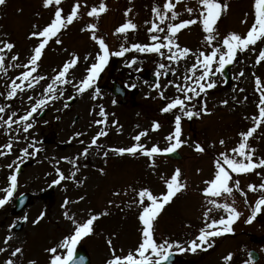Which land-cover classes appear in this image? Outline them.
Listing matches in <instances>:
<instances>
[{
  "label": "rangeland",
  "instance_id": "obj_1",
  "mask_svg": "<svg viewBox=\"0 0 264 264\" xmlns=\"http://www.w3.org/2000/svg\"><path fill=\"white\" fill-rule=\"evenodd\" d=\"M80 2L82 7L79 19L63 29L59 35L62 43L57 44L53 40L46 46L45 54L39 62L40 66L34 73L46 78L32 89L18 91L13 98L7 96L11 81L25 69L22 66L16 68L9 65L27 63L31 50L39 42L36 38H29L30 33L36 30L33 26L43 28L50 23L54 16V6L45 8L43 0H7L5 5L0 6V40L15 44L11 53L6 50L7 72H0L2 94L0 105L5 106V112L0 113V116L5 120L12 112L16 113L13 119L18 120L38 99L45 98V88L62 69L63 64L71 59L73 54L79 57L77 65L67 74V79L72 83L55 86L63 91V95L61 96L58 91L56 93L58 98L49 100L46 106H42L33 114L28 121L33 123L31 129L23 131L25 122L13 124L11 131H8L6 126L0 127V146L7 144L10 138L13 143L12 152L0 156V189L9 186L8 178L11 173L13 171L17 173L19 164H24L23 171L17 173L18 186L13 198L0 207V248L5 249L4 252H0V264H5L9 258L16 264H29L30 261H35V264H48L50 254L46 249L55 246L74 228L71 221L65 217V211L78 221H86L95 213L94 209L96 214L107 210V215L100 216L94 222L96 234L94 240L88 239V243L87 240L83 242L92 249L93 264H106V261L112 258V248L116 249L117 255H127L141 242L143 228L138 218L140 208L130 207L129 202L138 200L137 192L142 187L149 188L154 195L165 193L167 188L161 177L170 178L177 167L181 169V179L187 183V188L165 206L155 221L157 223H154L155 237L160 236V239L173 243L171 251L180 259L176 264H244V261L249 259L247 255L249 249H255L260 253V261L256 264H264V207L251 223L246 222L251 216L252 207L262 194L249 190L248 185H259L264 182V168L258 169L262 173L260 176L255 172L233 174L234 180L240 181V189L247 193L246 198L235 188L232 196L225 194L216 198L220 203L235 201V206L242 215L233 225L234 231L215 237L211 248L205 246L196 252L189 250V242L195 239L199 235L198 230L205 226L203 213L212 207L208 204L209 198L205 197L203 189L206 186L204 182L214 176L215 159L220 152H230L236 147L241 140L239 133L252 127L254 121L251 118L259 115L260 94L256 91L255 78L260 77L264 85V61L257 64L256 59L259 51L264 48V42L258 41L255 46H250L249 50L242 52L238 50L231 70L230 85L225 84L223 75L216 73L214 77L216 87L201 93L200 97L191 102L195 105V110L201 114L191 119L182 118L181 139L185 141L179 148L183 155L182 159L173 160L165 157L163 153L150 158L139 152L136 155L128 153L120 155L110 151L117 147H131L137 143L133 138L144 130H148V135L142 137L140 143L147 148L153 145L160 148L169 146L170 142L166 137L174 131L175 114L180 113L178 108L169 113H162L160 110L176 96H183L173 84H169V81L187 83L183 77L191 75L188 69L196 62L193 53L210 52L213 46L222 44L223 36L229 32L235 31L246 35L255 19L254 0H228L230 7L218 21L220 37L213 41V45L207 44L205 40L207 34L200 23L177 33V42L181 47L192 50L188 57L179 62H169L157 53L137 52L131 49L133 43L128 44L132 35L138 38L137 34L141 33L143 28L149 29L151 22L158 19L152 8L154 6L162 8L165 0H104L108 11L102 13L99 18L89 17L87 12L92 6L98 7L101 0ZM173 2L175 3V0ZM74 3L75 0H63L64 14L70 13ZM186 6L195 9L200 7L198 0H181V3L176 5L180 17L173 22L198 15V12H194L190 16L185 11ZM128 9H131V12L126 16ZM127 19H132L137 24V29L130 30L126 35L115 33V29ZM89 23H97V34L108 41L110 52L119 50L121 45L131 50L122 57L110 56L105 70L93 88L81 94L76 92L73 84L86 76V69L91 66L97 52L100 51L98 43L91 38V32L81 31ZM167 23L168 21H165L162 24H165L163 26L165 33L158 34L161 38L166 34ZM252 47H255V51L251 50ZM162 51L165 52V56L168 55L166 49ZM17 53L19 59L11 61L10 56ZM86 56L89 57L87 60L84 59ZM133 58L137 62L130 64ZM159 63L169 65L175 72L163 70L168 71V74L158 78L161 88L157 90L153 87L156 82L151 78L155 76ZM215 67L216 65L213 70ZM196 75H200L199 69ZM114 81H119L129 88L128 90H135L134 93H128L126 104H121V99L113 95L111 86ZM96 87L100 89L99 95L95 94ZM160 90L165 92L166 99L159 97ZM29 96L33 97L31 101L28 99ZM69 97L73 100L70 103L67 102ZM114 100L116 103H113ZM224 100L228 103L223 104ZM101 106L108 114L105 124L95 123L103 119L100 115ZM203 107H206L207 111H202ZM45 110H48L45 116L40 117ZM154 121L161 124L158 130H152ZM2 123L3 121H0V124ZM101 129L106 130L108 134L98 139L97 144L100 147L96 145L89 147L92 137ZM76 133L81 135L76 136ZM221 139L225 140V145L219 143ZM197 142L205 146V152L195 150ZM249 142L256 149L253 158L264 157V125L257 129ZM32 144L40 150L35 155L26 156L21 150ZM85 147H89V154L86 157L81 155ZM0 151L6 149L0 148ZM33 151L35 149L29 147V152ZM105 151H108L107 157L104 156ZM152 159L156 162L154 168L150 166ZM9 164L13 165L11 169L8 168ZM57 168L64 173L66 179L60 184H53L52 181L58 178ZM100 169H104V172ZM73 172L76 173L75 178L71 176ZM23 192L33 193L34 200L24 211L14 215L12 213L14 200ZM114 192H119L120 195H113ZM4 194L0 191V197ZM81 197L87 201L91 199L92 202L97 199L100 205H95L94 209L90 208L93 207L91 203L84 207L80 205L83 202ZM66 199L69 201L67 205ZM109 201L113 203L109 204ZM42 213L44 215L40 218ZM221 215H226L223 210H214L210 213L212 218L217 219ZM25 216L27 220L24 219ZM38 218L39 222L34 223ZM19 221L25 223L20 229H15ZM168 224H171L173 229H170ZM248 233L252 236H248ZM8 237L11 239L5 243ZM83 240L84 238L81 242ZM96 240L101 247L96 245ZM108 240L112 241L111 245L108 244ZM176 242H179L185 251H179L175 247ZM17 247L22 248V252L12 257V252ZM229 253L233 254V259L226 261L224 257Z\"/></svg>",
  "mask_w": 264,
  "mask_h": 264
},
{
  "label": "snow or ice",
  "instance_id": "obj_2",
  "mask_svg": "<svg viewBox=\"0 0 264 264\" xmlns=\"http://www.w3.org/2000/svg\"><path fill=\"white\" fill-rule=\"evenodd\" d=\"M7 0H0V6L5 5ZM181 3V0H165L162 8L154 6L152 12L155 14L157 20L151 22V27L148 29L151 41L153 43H133L131 49H135L140 53H157L161 57H164L169 62H179L181 59L188 57L192 50L188 47H181L177 42V33L182 29H186L191 25L200 23L202 25L203 31L207 34L205 40L208 45H213V41H216L220 37L218 31V21L221 19L222 14L226 12L230 4L228 0H198L199 8L195 9L193 7L186 6L185 11L190 14L198 12L197 16H192L188 19H180L179 22L177 19L180 17V13L176 10V5ZM63 0H43V6L49 8L54 6V16L43 28H40L37 25L33 27L36 29L30 33L29 38H36L39 42L31 50V55L27 60V63L24 64H11L10 67H23L25 70L21 72L15 79L11 81L10 90L7 93L9 98L16 97L17 92H23L25 88L32 89L35 85L39 84L40 81L44 80L45 76L34 75L37 72L40 64L39 62L42 59V56L45 54L46 46L49 45L50 41L55 40V43L61 44L62 41L59 38V35L62 33L63 29L68 28L75 20L79 19L80 10L82 4L80 0H75L74 5L71 8L70 13L64 14V9L62 7ZM108 11L107 4L104 0H101L99 6H92L90 11L87 12V16L99 18L102 13ZM131 12V9H128L125 13L127 16ZM170 14V15H169ZM254 15L255 19L251 27L248 29L246 35L239 34L235 31L229 32L224 35L222 38V44L220 46H213L211 51L206 53L204 51H198L193 53L196 57V62L188 69L191 75H186L183 77L185 84L174 83L169 81V84H173L179 93H182L183 96H176L170 102L161 108L162 113L172 112L174 109H179L180 114H175L174 119V131L170 133L166 139L170 142L169 146L165 148H160L157 145H153L151 148H147L143 143H140L141 138L148 135V130L139 132L133 139L137 142L131 147H117L110 149L120 155L125 153L136 155L138 152L147 157L154 158L155 156L162 153H173L179 149L185 141L181 139L182 137V118L187 117L189 119L194 116H200V111L195 110V105L191 102L201 96V93H205L208 89H213L216 87L215 75L216 73L224 74V70L227 65L232 64L239 51L249 50L250 46H255L258 41L264 42V0H254ZM247 16V14H246ZM165 21L167 23L166 34L161 38L158 34L165 33V27H162ZM246 22V20H245ZM146 23H148L146 21ZM137 24L133 22L132 19H127L125 23L120 25L115 29V33L127 34L130 30H136ZM89 30L91 32V38L96 41L99 45L100 51L97 52L94 62L91 63V66L86 69V76L80 80L78 83L73 84L77 93H84L88 89L93 88L96 84V81L100 77V74L105 70L110 56L122 57L126 52L131 49L121 45L120 49L115 52H110L109 45L106 43L105 38L97 34L98 25L97 23H89L86 28H82L81 31ZM163 41V42H161ZM15 47V44L11 41L0 40V72L6 73L7 68L5 67L6 60V50L8 53H11V50ZM162 49H166L168 55L165 56V52ZM252 51H255V47L251 48ZM89 57H85L87 60ZM19 59V54H13L10 56L11 61H17ZM79 57L76 54H73L72 58L66 61L62 69L58 71V74L52 79V82L47 85L45 88V98L38 99L34 103L29 111L26 114L21 115L18 120H14L13 117L16 116L15 112H12L11 115L5 120L0 116V121H3L0 124V127L7 128L8 131H11L12 125H19L21 122L23 124V131L27 132L33 127L32 122H28L30 118L33 117V114L36 113L42 106H46L47 102L52 99L58 98L56 93L59 91L60 95H63L61 89L56 88V85L71 84L72 81L67 79V74L70 69H73L78 63ZM261 61H264V48L259 51V54L256 59V63L259 64ZM137 61L135 58L130 62V64H135ZM214 65H216L215 70H213ZM168 69V71L175 72L174 68H170L169 65L165 63H159L157 71L155 73L156 77L166 76L168 71H163ZM200 70V75L197 76V70ZM240 75H243L241 71ZM255 75V73H253ZM19 81V83H17ZM256 91L260 94V99L258 103V116H253L251 119L254 121L252 127L247 131H242L239 133L241 140L236 147H233L230 152L222 151L219 153V156L215 159V172L214 176L206 180L205 188L203 193L208 199V204L212 207L205 210L203 216L205 218V226L199 230V235L189 242V250L196 252L197 249H203L205 246L207 248L213 247L214 238L220 237L226 233H232L234 231L233 225L241 217V212L235 206V201L220 203L216 199L217 197L232 196L234 188L241 191V194L247 196L242 189H240L239 179H235L233 174H247L255 172L256 175L260 176L262 173L258 169L264 168V157L254 159V154L256 149L250 145V138L254 136L262 125H264V85L261 83V78H255ZM194 85V86H193ZM135 87V85H131ZM154 88L159 90L161 85L159 79L153 85ZM167 87V85L165 86ZM95 94H100V89L96 87L94 89ZM243 91V89H241ZM2 95V94H0ZM159 97L166 99L165 92L163 90L159 91ZM95 98V96L93 97ZM29 101L33 97H28ZM71 99V97H69ZM235 99V98H234ZM247 97H245V100ZM113 103H116L114 100ZM223 104H227L228 101H222ZM67 107V104H65ZM202 111H207L206 107L202 108ZM5 112V106L0 105V113ZM100 115L103 117L101 120L95 121L97 124H105L107 122V113L105 112L103 106L100 108ZM47 123V122H45ZM113 123H116L113 121ZM161 127L159 121H154L152 124V130H158ZM19 129H17V132ZM108 133L106 130L101 129L94 137H92L89 147L96 145L100 137L106 136ZM81 133H76V136H80ZM83 143V141H81ZM221 145H225V140L221 139L219 141ZM29 147L35 149L33 152H29ZM29 147L23 148L21 151L27 155H35L40 149L35 148V145L32 144ZM89 147H85L81 155L87 156L89 154ZM0 148L6 149V151H0V156H5L12 152L13 143L12 139H9V142ZM195 150L197 152H205L206 148L201 143L197 142L195 144ZM104 156H108V151L104 152ZM19 159V158H18ZM75 164V161H73ZM155 159L151 160V167H155ZM13 165L9 164L8 168H12ZM79 169H77L78 171ZM101 172H104V169H100ZM56 172L58 173V178L53 180V184H60L61 181L66 179L64 173L57 168ZM76 173L71 174L72 178H75ZM182 172L179 167H177L174 173L170 178L164 179L166 184L167 191L161 193L160 195H154L153 192L147 188L142 187L138 190L137 196L138 200H132L129 202V206H136L141 209L139 212V220L143 225L142 228V240L138 244V247L134 251H129L125 256H120L116 254V249L112 248V258L106 261V264H161V262H166L169 260L172 255L173 243H170L167 240L163 242H158L155 238V228L154 222L157 220V217L160 215L162 210L167 204L173 201V198L176 197L179 193L184 191L187 188V183L181 179ZM9 186L0 189V191L5 194L0 197V207L6 205L14 195V192L18 186V176L15 171L9 176ZM230 182L232 185L230 186ZM248 189L253 192H261L262 194L256 200L254 206L251 210V216L248 217L247 223H251L253 219L256 218L257 214L261 213L262 207H264V182L259 185L249 184ZM133 191H136L133 189ZM113 195H120L119 192H114ZM80 199H83L81 197ZM69 201L65 200V205ZM113 201H109V204H112ZM247 203V199H245ZM214 210H223L226 215H221L218 219L212 218L210 213ZM107 210L99 214L91 215L86 221H78L73 215H70L65 211V217L71 221L74 228L67 235H65L55 246L48 248L47 252L50 254L49 264H84L85 257L79 256L77 254V246L81 240L94 232V222L97 221L100 216L107 215ZM43 213L41 217H43ZM35 222H39V219ZM27 220V216L24 217ZM11 237L6 238L7 240ZM108 244L111 245L112 241L108 240ZM175 247L179 251H185V248L179 243H175ZM5 249L0 248V252H4ZM22 252V248L17 247L12 252V257L17 256V254ZM226 261H231L233 259V254L229 253L224 257ZM5 264H16L13 259L9 258ZM29 264H35V261H30ZM244 264H256L255 260L252 259V253H249V259L244 261Z\"/></svg>",
  "mask_w": 264,
  "mask_h": 264
},
{
  "label": "water",
  "instance_id": "obj_3",
  "mask_svg": "<svg viewBox=\"0 0 264 264\" xmlns=\"http://www.w3.org/2000/svg\"><path fill=\"white\" fill-rule=\"evenodd\" d=\"M230 66H231V65H227L226 68H225V70H224L228 80H230V75H229ZM114 92H115V94H117V95H119V94L122 95V96L125 95V94H124L125 92H124L120 87H116V88H114ZM166 155H167V156H170V157H172V158H175V159H179V158L181 157L180 154H179L177 151H175V152H173V153H167ZM30 197H31V195H29V194L22 195V196L17 200L16 208H15V212H18V211H20L23 207H25L26 204H27V200H28V198H30ZM77 254H78L79 256H84V257H85L84 264H90V259H89L88 253L86 252V250H85L84 248H81L80 250H78V251H77ZM252 256H255V257H253L255 260L257 259V254H256V253H253V252H252ZM171 260H173V256H172V255L170 256V258H169L168 261H166V262H161V264H170V263H171Z\"/></svg>",
  "mask_w": 264,
  "mask_h": 264
}]
</instances>
